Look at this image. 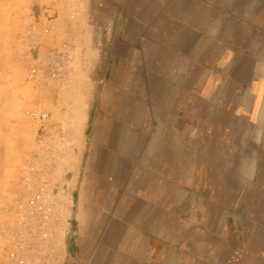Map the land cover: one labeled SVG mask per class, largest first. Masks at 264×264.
I'll return each mask as SVG.
<instances>
[{
    "label": "crops",
    "instance_id": "1",
    "mask_svg": "<svg viewBox=\"0 0 264 264\" xmlns=\"http://www.w3.org/2000/svg\"><path fill=\"white\" fill-rule=\"evenodd\" d=\"M95 3L65 264H264V0Z\"/></svg>",
    "mask_w": 264,
    "mask_h": 264
},
{
    "label": "rangeland",
    "instance_id": "2",
    "mask_svg": "<svg viewBox=\"0 0 264 264\" xmlns=\"http://www.w3.org/2000/svg\"><path fill=\"white\" fill-rule=\"evenodd\" d=\"M96 6L95 0H0V258L4 210L13 206L22 177L29 174L24 167L35 168L33 183L70 200L76 171L67 165L82 145L89 69L102 31ZM79 79L87 93L77 94ZM35 112L48 116L33 121ZM69 112L77 115L71 129ZM76 129L75 137L70 133Z\"/></svg>",
    "mask_w": 264,
    "mask_h": 264
},
{
    "label": "built area",
    "instance_id": "3",
    "mask_svg": "<svg viewBox=\"0 0 264 264\" xmlns=\"http://www.w3.org/2000/svg\"><path fill=\"white\" fill-rule=\"evenodd\" d=\"M46 114H31L33 121H44ZM22 177L13 206L4 210V243L0 264H60V245L69 223V206L46 184H35L31 165ZM58 235L60 238L58 240ZM63 262L65 255L63 249Z\"/></svg>",
    "mask_w": 264,
    "mask_h": 264
},
{
    "label": "bare ground",
    "instance_id": "4",
    "mask_svg": "<svg viewBox=\"0 0 264 264\" xmlns=\"http://www.w3.org/2000/svg\"><path fill=\"white\" fill-rule=\"evenodd\" d=\"M82 81H83L82 79H79V80H78L79 85H78L77 83H76V85H75V86H77V87H76L77 89H76V88H75V89H76L77 91H79V92L76 91L77 94L80 93V92H81V93H82V92L87 93V91H88V88H87L86 86H84L83 84H81ZM38 113H39V112H38ZM72 113H73V112H69L68 115H65V116H67L66 119H67V121L69 122V128H70V129H71V125H72V124L74 125V123L76 122V120H75L74 117L77 116V115L74 116V113H73V114H72ZM40 114H41V113H40ZM72 115H73V116H72ZM47 116H48V115H47ZM83 118H85V117H83ZM45 120H46V119H45ZM79 123H80V122H79ZM75 125H76V123H75ZM75 128H76V127H75ZM79 129H80V128H79ZM79 129H78V130H79ZM72 130H73V128H72ZM72 130H71V131H72ZM78 130H77V129L74 130V133H73V131H72V133H70V132H69L70 130H69L68 132H69L70 134H73V135L75 136V135H76L75 133H76V131H78ZM79 132H80V131H79ZM70 134H69V135H70ZM77 135H78V133H77ZM74 136H70V138L73 139V140H74V139L76 140V138H75L76 136H75V137H74ZM68 137H69V136H68ZM78 137H79V136H78ZM70 138H69V139H70ZM79 141H80V140H79ZM80 142H81V141H80ZM81 144H82V143H81ZM69 145H70V144H69ZM72 145H73V144H71V146H72ZM81 146H82V145H81ZM81 146H80V147H77V152H78L77 155H78V156H77V155H76V156H73V155H72V156H73V157H72L71 154H70V155L68 154V156H67V157H69V156L72 157V158L69 157L71 160L68 161V165H67V166L70 168V170H74V169H75L74 171H77L78 162H79V156H80V152H81V149H82ZM73 147H74V146H73ZM78 148H79V150H78ZM67 149H68V148H66V150H67ZM69 150H71V148H69ZM69 152H70V151H69ZM69 152H68V153H69ZM70 153H71V152H70ZM19 186H20V185H19ZM59 195H60V194H59ZM67 198H68V196H67ZM69 201H70V200L67 199V202H69ZM67 202H66V200H65V203H67ZM70 204H71V201H70L69 205H70ZM70 210H71V209H70ZM70 212H71V211H70ZM68 214H69V211H68ZM69 215H70V214H69ZM59 238H60V235H58V240H59ZM61 249H62V248H61Z\"/></svg>",
    "mask_w": 264,
    "mask_h": 264
},
{
    "label": "clouds",
    "instance_id": "5",
    "mask_svg": "<svg viewBox=\"0 0 264 264\" xmlns=\"http://www.w3.org/2000/svg\"><path fill=\"white\" fill-rule=\"evenodd\" d=\"M252 142L258 145L264 143V137L254 138ZM257 156L258 154L253 152L244 158L246 164L238 172L242 183H250L255 178L256 166L258 164Z\"/></svg>",
    "mask_w": 264,
    "mask_h": 264
}]
</instances>
